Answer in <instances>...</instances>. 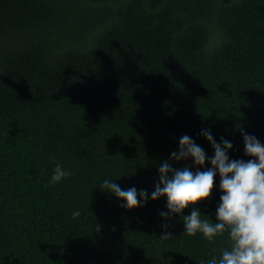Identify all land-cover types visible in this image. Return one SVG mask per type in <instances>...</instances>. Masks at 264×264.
I'll return each mask as SVG.
<instances>
[{"label": "trees", "instance_id": "1", "mask_svg": "<svg viewBox=\"0 0 264 264\" xmlns=\"http://www.w3.org/2000/svg\"><path fill=\"white\" fill-rule=\"evenodd\" d=\"M205 130L230 160L253 159L243 134L264 145V0H0V264L219 258L227 233L188 237L193 208L150 199L164 161L211 167L170 159L184 135L211 158ZM57 162L71 175L49 183ZM104 180L149 199L128 210Z\"/></svg>", "mask_w": 264, "mask_h": 264}, {"label": "clouds", "instance_id": "2", "mask_svg": "<svg viewBox=\"0 0 264 264\" xmlns=\"http://www.w3.org/2000/svg\"><path fill=\"white\" fill-rule=\"evenodd\" d=\"M202 135L214 150L211 158L191 137L184 135L180 138L178 151L172 152L170 159L181 161L190 157L194 166H203L207 159L211 167L194 173L188 167L174 169L164 161L159 167L158 183L150 199L166 198L168 212H161V217L170 218L171 214H180L191 206V214L183 216V233L188 237L200 233L205 240L212 241L227 233L228 249H221L219 258L213 256L207 264H264V145L255 136L243 134L244 154L253 159L247 162L230 160L228 151L233 147L230 141L221 138L217 143L207 130ZM217 173L223 194L216 209V222L212 223L201 219L195 205L211 196ZM70 175L57 162L49 183H58ZM100 189L123 200L122 207L128 210L143 206L149 199L144 190L139 193L134 187L123 190L110 180H104ZM79 216L80 212L76 211L72 219ZM170 237L171 233H163L160 239Z\"/></svg>", "mask_w": 264, "mask_h": 264}, {"label": "rangeland", "instance_id": "3", "mask_svg": "<svg viewBox=\"0 0 264 264\" xmlns=\"http://www.w3.org/2000/svg\"><path fill=\"white\" fill-rule=\"evenodd\" d=\"M211 44H212V42H211Z\"/></svg>", "mask_w": 264, "mask_h": 264}]
</instances>
